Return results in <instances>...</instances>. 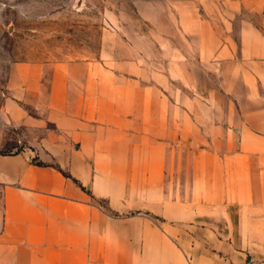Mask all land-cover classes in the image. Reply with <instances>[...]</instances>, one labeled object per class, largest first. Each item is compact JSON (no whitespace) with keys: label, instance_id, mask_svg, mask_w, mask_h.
Returning a JSON list of instances; mask_svg holds the SVG:
<instances>
[{"label":"crops","instance_id":"0c3cea01","mask_svg":"<svg viewBox=\"0 0 264 264\" xmlns=\"http://www.w3.org/2000/svg\"><path fill=\"white\" fill-rule=\"evenodd\" d=\"M223 2L264 59V0ZM133 99L57 115L49 162L0 152V264H264V126L219 143Z\"/></svg>","mask_w":264,"mask_h":264},{"label":"rangeland","instance_id":"374dc122","mask_svg":"<svg viewBox=\"0 0 264 264\" xmlns=\"http://www.w3.org/2000/svg\"><path fill=\"white\" fill-rule=\"evenodd\" d=\"M232 12L223 0H0V152L54 159L55 117L88 96L149 97L183 135L218 141L264 126V59L244 54L242 35L256 40Z\"/></svg>","mask_w":264,"mask_h":264}]
</instances>
